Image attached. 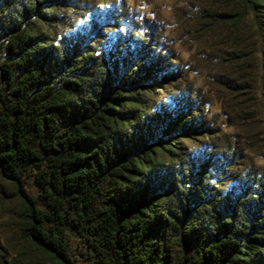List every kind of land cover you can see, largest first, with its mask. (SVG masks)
<instances>
[{"label":"trees","instance_id":"1","mask_svg":"<svg viewBox=\"0 0 264 264\" xmlns=\"http://www.w3.org/2000/svg\"><path fill=\"white\" fill-rule=\"evenodd\" d=\"M61 1L0 0V264H264V190L225 191L137 48L62 29ZM204 1L264 74V0Z\"/></svg>","mask_w":264,"mask_h":264},{"label":"rangeland","instance_id":"2","mask_svg":"<svg viewBox=\"0 0 264 264\" xmlns=\"http://www.w3.org/2000/svg\"><path fill=\"white\" fill-rule=\"evenodd\" d=\"M58 8L60 17L71 18L60 27L87 33L90 41H100L92 43L95 47L120 38L117 48H137L155 79L148 97L193 123L188 132L176 134L181 148L201 159L225 191L264 190L260 57L217 29V12L204 0H71L58 2ZM30 253L37 263L57 264ZM77 262L94 264L83 256Z\"/></svg>","mask_w":264,"mask_h":264}]
</instances>
